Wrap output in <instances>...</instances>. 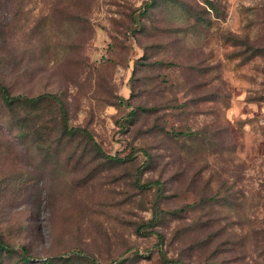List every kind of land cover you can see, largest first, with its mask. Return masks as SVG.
<instances>
[{
  "label": "rangeland",
  "instance_id": "374dc122",
  "mask_svg": "<svg viewBox=\"0 0 264 264\" xmlns=\"http://www.w3.org/2000/svg\"><path fill=\"white\" fill-rule=\"evenodd\" d=\"M0 80L61 96L70 125L133 157L97 170L90 155L66 167L64 152L51 166L0 123V232L38 261L80 251L99 264H201L190 247L204 232L187 226L201 214L234 242L246 215L264 219V0H16L0 6ZM186 126L200 137H175ZM138 172L162 193L140 190ZM228 188L230 206L186 213ZM158 202L160 222L139 232ZM247 263L264 264L252 251Z\"/></svg>",
  "mask_w": 264,
  "mask_h": 264
},
{
  "label": "trees",
  "instance_id": "16d2710c",
  "mask_svg": "<svg viewBox=\"0 0 264 264\" xmlns=\"http://www.w3.org/2000/svg\"><path fill=\"white\" fill-rule=\"evenodd\" d=\"M16 0H0V6L6 9L15 6ZM24 0H21L23 3ZM154 1L148 4L147 9L154 5ZM210 9H213L210 5ZM146 13V11H145ZM144 13V14H145ZM202 22V21H201ZM205 24L204 22H202ZM196 103H207L210 101L207 95L199 96ZM191 103V102H190ZM181 106H188L187 103ZM131 117L135 114L131 113ZM0 123L9 130L8 137L18 139L22 143L30 144L38 155L42 156L51 166H57L64 152H67L65 166L73 164L75 168H84V159L90 155L93 162L97 163V170L104 165L114 166L133 160V157L122 159L118 156L107 154L96 141L90 130L84 127H74L70 125L69 113L66 104L61 96L52 93H43L34 97L12 94L9 87L0 80ZM201 133L192 131L190 126L175 134V137L185 139L195 138L197 140ZM145 155L150 156L147 152ZM142 172L137 174V187L141 190L158 187L159 194L163 191V184L160 181L141 184ZM228 191L232 192L228 188ZM222 190L218 189L214 196L204 195L194 205H188L186 213L197 214L206 213L208 208L216 205L230 206L234 199V193L229 196L220 197ZM160 203L153 208V218L150 224L139 228V232L148 228H154L161 220L163 213L159 208ZM253 210L254 206H249ZM182 209H175L172 213L179 214ZM253 219L246 215L240 221V230L243 231L241 241H231L233 233H228V229L221 225L219 217L208 218L200 215L198 220H194L187 225L192 231L198 229L204 232L203 239L198 244H192L191 252L204 256L201 264H228L227 255L230 252L243 255L236 260L249 257L250 251L263 259L264 263V219H259L253 215ZM191 231V232H192ZM156 234V231H151ZM162 239V236H160ZM162 241V240H161ZM214 246V249L211 248ZM232 247V249L230 248ZM6 256L13 264H34L35 261L42 264H99L96 259L85 255L83 252L74 251L64 253L59 256H50L38 261L29 254L26 246L19 248L10 245L5 241L4 234L0 232V264H4L2 258ZM242 263V264H243ZM248 264V263H247ZM259 264V263H258Z\"/></svg>",
  "mask_w": 264,
  "mask_h": 264
}]
</instances>
